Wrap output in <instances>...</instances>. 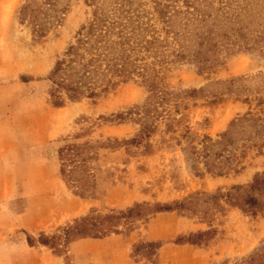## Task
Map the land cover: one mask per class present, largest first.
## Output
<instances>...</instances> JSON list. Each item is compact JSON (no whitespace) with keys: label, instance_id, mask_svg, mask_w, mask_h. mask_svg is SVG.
I'll list each match as a JSON object with an SVG mask.
<instances>
[{"label":"rangeland","instance_id":"374dc122","mask_svg":"<svg viewBox=\"0 0 264 264\" xmlns=\"http://www.w3.org/2000/svg\"><path fill=\"white\" fill-rule=\"evenodd\" d=\"M27 3L51 19L42 37L20 19ZM120 11L134 21L138 46H148L138 53L143 75L52 106L54 61L94 12ZM208 30L218 41L210 68L197 71L191 54L174 60ZM224 35L236 42L222 45ZM149 82L163 99L149 97ZM242 115L249 119L234 128L221 175L207 172L202 143ZM144 120L148 133L130 142ZM67 143L82 144L84 197L59 173ZM256 173L264 174V0H0V264H85L73 241L133 228L142 235L146 223L153 238L132 244L136 262H156L160 243L172 241L203 248L202 264H264V207L243 212L224 196ZM262 190L253 195L264 201ZM154 204L170 210L147 209Z\"/></svg>","mask_w":264,"mask_h":264},{"label":"trees","instance_id":"16d2710c","mask_svg":"<svg viewBox=\"0 0 264 264\" xmlns=\"http://www.w3.org/2000/svg\"><path fill=\"white\" fill-rule=\"evenodd\" d=\"M48 3V2H47ZM46 9H42L38 5L27 3L20 9V19L27 21L31 27V33L34 36L42 37L48 28L51 19H48ZM169 20V19H168ZM202 22L203 17H199L197 22ZM168 22V21H166ZM130 15L127 11H120L118 15L110 17L105 15L98 16L94 12V18L86 25L82 26L74 43L69 44L63 52V57L56 59L47 79L50 81L49 102L52 106L58 107L63 104V97L69 101H76L82 97H95L100 92L106 91L115 85L117 81H125L131 77V73L136 72L143 75L144 65L137 63L142 57L138 56L139 49L148 48L138 46L136 41L137 27L133 25ZM171 23V22H170ZM83 31V32H82ZM207 31L206 35L201 33L197 36L196 46L186 52L183 49L173 51L174 60H180L191 54L190 60L196 62L197 71L211 67L212 58L210 55L218 48V41L210 40ZM226 41L221 42L222 45L234 44L236 41H229V36L224 35ZM244 45L246 41L244 40ZM144 43L150 44L152 41L144 40ZM116 79V80H115ZM153 83H147L150 92V98L163 99V95L159 96L152 91ZM199 90L191 88L185 91L188 94H196ZM160 91V94H164ZM246 115H242L239 119L231 120L228 128L225 129L219 139L202 143L199 154L204 157L202 160L204 169L207 172H215L221 175L223 169L222 162L225 159L224 152L229 151V147L234 140V128L237 123L248 120ZM149 131L148 124L144 121L140 123V127L136 137L130 139V142H139ZM82 144L67 143L58 148L57 156L59 160V173L68 187L72 188L74 193L84 197L88 190L87 179L76 175V171L80 168L77 157L80 154ZM197 153V154H198ZM216 158V161L212 160ZM224 157V158H223ZM227 159V158H226ZM93 188V185H91ZM234 192L224 194L226 201L243 212L254 213L264 207V201L253 195L254 190L264 187V174H255L252 181L246 187L232 186ZM264 192V190L259 191ZM177 203V207H183V204ZM135 204L134 207H137ZM128 208V213L133 211ZM152 212L169 211L170 206L167 204H154L147 208ZM85 221L76 225H82V229H76L77 233L83 232L87 226ZM93 226L92 223H89ZM90 228V227H88ZM29 242V237H28Z\"/></svg>","mask_w":264,"mask_h":264},{"label":"crops","instance_id":"0c3cea01","mask_svg":"<svg viewBox=\"0 0 264 264\" xmlns=\"http://www.w3.org/2000/svg\"><path fill=\"white\" fill-rule=\"evenodd\" d=\"M136 230L133 228L127 233L116 231L100 237H84L73 241L70 246L84 253L85 264H202L205 261L203 248L190 243L166 241L157 248L156 262H136L131 256L132 244L140 238H153L149 223L143 228L144 234Z\"/></svg>","mask_w":264,"mask_h":264}]
</instances>
